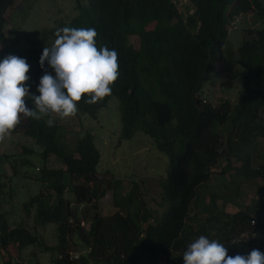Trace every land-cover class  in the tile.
<instances>
[{"label":"trees","instance_id":"1","mask_svg":"<svg viewBox=\"0 0 264 264\" xmlns=\"http://www.w3.org/2000/svg\"><path fill=\"white\" fill-rule=\"evenodd\" d=\"M74 1L77 14L34 37L27 35L21 51L14 48L9 54L25 58L26 83L35 93L39 77L51 73L46 62L44 69L39 66L38 58L58 30L93 28L98 49L116 50L119 75L111 93L91 104L82 95L77 111L95 119L111 96L118 98L119 138L141 131L167 157L166 177L162 186L158 183L162 210L148 206L139 188L149 189L153 178L133 182L125 193L121 180L98 174L100 151L90 132L70 141L53 113L39 120L21 114L10 134L32 139L39 150L21 146L16 154L0 155V202L6 185L2 178L28 179L22 210L33 224H11L0 207L5 264H19L22 251L30 246L50 252L51 264H158L161 259L183 264L187 245L200 235L217 240L230 257L253 249L264 253V190L257 183L264 182V0H190L194 11L186 15L174 0ZM13 3L0 0V45L6 41L5 12ZM249 13V26L236 28L241 41L233 53L228 25L235 16ZM129 36L137 37V47L128 42ZM5 55L0 47V58ZM220 58L228 60L226 89L238 77L242 82L234 97L215 103L204 87L212 84ZM26 104L34 109L30 99ZM49 118L52 126L46 123ZM34 155L41 165L31 175L25 167L33 165ZM48 158L61 166L47 167ZM221 161L224 165L216 171ZM213 178L223 183L209 186ZM252 186L259 196L245 203L243 189ZM107 190L116 210L103 216L99 201ZM11 192L9 187L6 193ZM226 204L231 211L225 210ZM77 205L92 212L88 228ZM49 224L55 226L53 246L38 234V227Z\"/></svg>","mask_w":264,"mask_h":264},{"label":"rangeland","instance_id":"2","mask_svg":"<svg viewBox=\"0 0 264 264\" xmlns=\"http://www.w3.org/2000/svg\"><path fill=\"white\" fill-rule=\"evenodd\" d=\"M177 8L182 14H188L193 11L189 8L188 0H174ZM83 4V3H82ZM78 13L76 3L74 0H14V3L6 10L5 18L6 24L3 28L6 41L0 47L4 49L5 54H9L14 48L20 52L26 42L25 37L31 38L39 34L44 29L52 28L55 24L66 21L71 16ZM253 17L249 15H239L234 19L228 28L230 29L229 41L235 50L238 47L241 38L240 32L236 28L249 26ZM252 26V25H251ZM128 42L138 46V39L136 36H129ZM227 59L223 58L215 65L216 72L213 74L211 83L204 87V92L209 91L214 96L213 101L216 103L219 98L234 97L241 86V77H238L232 87L226 89L227 84L223 83V73ZM228 61V60H227ZM237 70V68H232ZM219 75V77L217 76ZM217 77V78H216ZM240 80V81H239ZM54 120L63 125L67 131V138L70 141L75 140L80 134L85 131L90 132L94 137V143L100 151V161L97 165L98 174L106 179L112 175L114 179L121 180V190L127 193L131 188L133 182H140L141 179L146 181L147 178H153L154 183L149 185V189L140 185V191L143 194V199L148 201L147 205L152 207L158 213L162 210L163 201L159 195L162 181L166 177L167 172V157L159 152L153 145L152 140L141 131L129 139H120V108L118 98L111 96L105 107L98 110L96 118L93 119L86 114H81L78 111L68 117L61 118L53 113ZM21 146H29L35 151L39 147L33 144V140L20 134H8L0 139V155L2 154H16L21 149ZM32 166L25 167L29 174L36 172V168L40 166L37 160V155L32 157ZM40 164V165H39ZM224 165L221 161L216 167V171ZM46 166L49 168H58L60 163L58 160L48 158ZM7 174H11L9 166L5 164ZM233 170L225 175V181L229 180ZM28 176H31L29 175ZM111 174V175H110ZM2 183L6 184L1 191L4 195L3 201L0 202L2 212H5L11 224L23 223L27 227H31L33 219L31 216L26 217L24 210H22L23 194L27 190L29 184L28 179H14L8 182L6 178H2ZM223 182L213 178L209 181V186H216ZM260 183L258 189L264 190V182ZM218 186V185H217ZM11 187V196L6 191ZM246 193L245 203L251 199H256L259 192L256 186L243 189ZM2 197V196H1ZM100 214L103 216L110 215L115 212L116 208L113 206L112 191L107 190L105 196L100 199ZM80 218H83V225L85 228L89 227L92 212L85 209V205L75 206ZM226 211H231L232 207L229 204L225 205ZM262 217L263 214L261 213ZM55 226L46 225L38 227V234L40 239L48 246H53L56 243ZM51 253L43 251L42 247L30 246L24 249L21 253L19 264H51ZM158 262V261H157ZM156 262V264H157ZM0 264H5V259L0 254ZM167 264V262H166ZM175 264V261L169 263ZM176 264H179L176 262Z\"/></svg>","mask_w":264,"mask_h":264},{"label":"clouds","instance_id":"3","mask_svg":"<svg viewBox=\"0 0 264 264\" xmlns=\"http://www.w3.org/2000/svg\"><path fill=\"white\" fill-rule=\"evenodd\" d=\"M96 35L93 28L58 30L54 42L43 47L38 58L39 66L44 69L46 62L51 73L44 71L39 77L35 93L26 83L29 65L25 58L13 54L0 58V139L16 126L21 114L37 120L51 113L64 118L77 112L82 95L91 104L111 93L110 86L119 75L117 52L106 46L98 49ZM29 99L34 109L27 106ZM46 123L52 126L54 122L49 118ZM226 252L217 240L200 235L187 245L182 260L183 264H264V253L257 249L231 257Z\"/></svg>","mask_w":264,"mask_h":264},{"label":"built area","instance_id":"4","mask_svg":"<svg viewBox=\"0 0 264 264\" xmlns=\"http://www.w3.org/2000/svg\"><path fill=\"white\" fill-rule=\"evenodd\" d=\"M77 257V254L74 255V258ZM158 264H166V261L164 259H161Z\"/></svg>","mask_w":264,"mask_h":264}]
</instances>
